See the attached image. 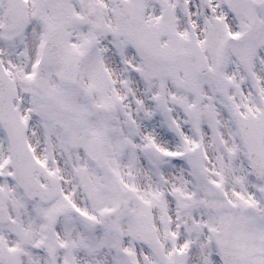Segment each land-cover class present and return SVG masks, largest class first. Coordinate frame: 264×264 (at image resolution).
<instances>
[{
  "label": "snow or ice",
  "instance_id": "obj_1",
  "mask_svg": "<svg viewBox=\"0 0 264 264\" xmlns=\"http://www.w3.org/2000/svg\"><path fill=\"white\" fill-rule=\"evenodd\" d=\"M0 264H264V0H0Z\"/></svg>",
  "mask_w": 264,
  "mask_h": 264
}]
</instances>
